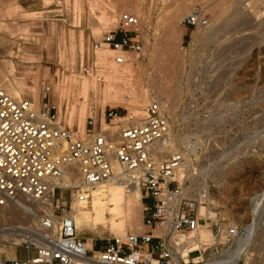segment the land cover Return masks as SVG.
<instances>
[{
    "label": "rangeland",
    "instance_id": "obj_1",
    "mask_svg": "<svg viewBox=\"0 0 264 264\" xmlns=\"http://www.w3.org/2000/svg\"><path fill=\"white\" fill-rule=\"evenodd\" d=\"M106 1L80 0L76 8L75 0H0V71L11 82H21L23 97L34 100V106L54 105L61 124L79 137L106 128L109 109L141 116L146 104L157 99L169 118L173 146L188 163L184 174L191 170L193 190L209 185L199 199L210 205L206 195L211 189L220 192L211 204L220 216L234 220L231 211L237 206L247 215L248 199L264 188V0H245L246 11L237 7L240 0H133L114 11ZM193 6L203 8L208 26L184 27ZM125 10L138 17L142 41L140 52H122L125 62L116 66L121 72L129 65L132 71L136 90L128 88L131 102L107 93L103 76L111 69L101 64L94 48ZM117 53L113 50L105 62L116 65ZM44 85L50 87L46 93ZM65 200L69 204L68 194ZM9 208L3 209L0 225L33 229L35 216L27 222V213L20 211V219H11ZM136 210L142 224V208ZM78 235L94 238L95 248L116 236L109 227ZM22 242L0 239V248L5 245L0 257L33 255L34 248Z\"/></svg>",
    "mask_w": 264,
    "mask_h": 264
},
{
    "label": "built area",
    "instance_id": "obj_2",
    "mask_svg": "<svg viewBox=\"0 0 264 264\" xmlns=\"http://www.w3.org/2000/svg\"><path fill=\"white\" fill-rule=\"evenodd\" d=\"M244 1L237 7L246 11ZM208 24L200 6L183 18L184 27L192 30ZM139 33L138 17L125 10L94 48L107 45L120 52L114 62L123 64L122 52L141 51ZM42 89L46 93L50 87ZM142 112L120 116L109 109L104 113L108 129L88 130L79 137L61 124L54 105L36 108L29 98L14 97L0 87V206L7 207L19 195L49 206L34 230L0 225L5 231H20L25 237L20 245L35 250L26 257H0V264H72L80 259L93 264H264V197L244 223H232L211 204L200 213L199 194L209 185L201 183L195 192L191 170L185 177L178 174L184 158L173 147L170 121L159 101L152 99ZM114 164L126 183L141 192L144 229L105 239L95 248L94 238L76 233L71 203L86 201L92 187L116 177ZM65 174L76 175L79 184H54Z\"/></svg>",
    "mask_w": 264,
    "mask_h": 264
},
{
    "label": "bare ground",
    "instance_id": "obj_3",
    "mask_svg": "<svg viewBox=\"0 0 264 264\" xmlns=\"http://www.w3.org/2000/svg\"><path fill=\"white\" fill-rule=\"evenodd\" d=\"M132 1L133 0H107L106 2L108 3L109 6L112 7L111 9H113V11H114L116 9L115 8L116 6H119V5L124 6L126 4H130ZM74 5L76 8L80 7V0H75ZM78 10H80V8ZM106 11H108V10H106ZM208 11H211L210 13H212L214 11V7H212V6L209 7ZM109 13H111V12H108L107 15ZM100 18H101V20L105 19V18L103 19L102 16ZM78 21H79V19H78ZM80 44H81L80 46L82 47L83 46L82 41ZM98 49H99L97 52L98 57H99V59L104 61V64L103 63H101V64L104 66H107L111 69L110 72L108 69L109 73H106L103 76V79L106 82L105 83V89H106L107 93L109 95H111L114 98V100H118L121 97H126L127 99H125V98L124 99L131 102V100H130V99H132L131 94L127 93L130 90L128 88L131 86L133 90H136V89H134L135 86L132 83V80H131L132 78H130L131 77L130 73L132 71L129 70V68H130L129 65H128V67L126 66V69L124 66L120 72L119 68L116 67L118 64H116L114 62L116 64V65H114L112 62H105L107 59H109L112 56L113 50L103 48V47H100ZM96 63H99V62H96ZM14 71H15V67L12 66V68L10 70V74H12ZM124 73H127V75L129 77L127 75H124ZM13 81L14 82H11V80L7 79L2 74V72L0 71V86H2L1 88L6 89V91L8 93H10L11 95H13L14 97H17V98L23 97L22 91H23L24 86L21 84V82H18L17 80H13ZM30 88H32L31 91L34 92V89L36 87L30 86ZM31 102L33 103V105H35L34 100H31ZM34 107H37V106H34ZM170 127H171V125H170ZM108 128L109 127L107 126L103 130L108 129ZM184 160H185V158H184ZM185 163H186V161H185ZM184 164L178 170V174L184 175V177H185V174H184V172L186 170L185 168H188L185 166H187L188 163H186L185 165ZM114 166H115L114 167L115 173L117 175L116 177L102 181V182L98 183L97 185H95L94 187H92L89 190V198L86 201H84L82 203H74V202L71 203V209H72L71 213H72L73 218L75 220L76 233L77 234L84 233V232H90L93 234V231L99 227H109V229L111 231H113L115 233V235L118 237L127 236V235H129L128 233H130L132 235H137V234L142 233V231H143L142 226L143 225L141 224V217H140L141 215L138 214V212L136 210V209L140 210V208L143 207V203L141 200V192L137 186L128 185L126 183L125 179L122 177V175H119L121 173V170L118 167V165L114 164ZM189 167H191V166H189ZM54 184L60 185V186H73V185L79 184V178L73 174H65L61 179L54 180ZM229 190L230 189H226V192H228ZM262 190L263 191L261 194L255 193L256 195L254 196L251 203H248L247 215L245 214L246 212L242 213V211H238V209H239L238 206L234 207L235 208L234 211H231L232 215H234V220L230 219V221L232 223L237 224V222H240V221H242V222L245 220H246L245 222L248 221L249 214L251 213L250 210H252L256 206L261 205L262 197H264V188ZM206 193H207V191H206ZM222 194H224V191L221 192V195ZM219 195H220V192L218 195H216V193L210 189L208 191V196L206 195V197H208L207 199L210 200V202H211L210 204H212V203L217 202V200H214V199H216V197ZM199 200L200 201H199V208L198 209H199V212L202 213L204 210H206L207 207H206L205 200H204L203 196ZM254 201H255V204H254ZM140 205H141V207H140ZM7 206L12 208V209L9 208L10 210L9 209L7 210V211H9L8 214H11V216H10L11 219L12 218L13 219H16V218L20 219V217H18L19 216L18 214L20 211L27 213V215L25 216L27 219V222H30L29 221L30 218L32 219V217L34 218V216H35V219L31 220V226L30 227H33V229H31V230L36 229V227L38 225V220L40 218L41 211L46 210V208L49 207L47 205L41 204L39 201L32 200V199H30L24 195L16 196L15 198H13L9 202V204ZM4 208L5 207L0 206V220H3L5 218L2 215V211ZM246 216H247V219H246ZM25 217H24V219H25ZM140 225H141V227H140ZM4 228L5 227H0V232H1L0 233V239H2V240L7 239V241H9L11 244H18V242H20L21 240L24 241L25 237L22 234L15 233L13 231H10V232L5 231V230H3ZM253 229L255 230V227ZM13 234H15V236H13ZM9 237H12V238H9ZM4 248H5V245H2L0 249L4 250ZM72 264H93V263H91L85 259H80V260H75Z\"/></svg>",
    "mask_w": 264,
    "mask_h": 264
},
{
    "label": "crops",
    "instance_id": "obj_4",
    "mask_svg": "<svg viewBox=\"0 0 264 264\" xmlns=\"http://www.w3.org/2000/svg\"><path fill=\"white\" fill-rule=\"evenodd\" d=\"M185 30H186V28H184L183 31H182V40H183L184 37H185Z\"/></svg>",
    "mask_w": 264,
    "mask_h": 264
}]
</instances>
